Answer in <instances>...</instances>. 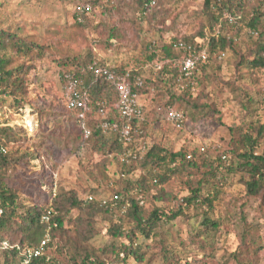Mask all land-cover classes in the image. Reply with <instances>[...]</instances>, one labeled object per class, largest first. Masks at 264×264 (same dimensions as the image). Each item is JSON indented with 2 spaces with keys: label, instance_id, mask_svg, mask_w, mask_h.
<instances>
[{
  "label": "trees",
  "instance_id": "16d2710c",
  "mask_svg": "<svg viewBox=\"0 0 264 264\" xmlns=\"http://www.w3.org/2000/svg\"><path fill=\"white\" fill-rule=\"evenodd\" d=\"M90 1L93 10L88 15H82V22L79 21L80 16L76 10V6L82 0H78L74 6V20L79 26L88 25L94 14L110 12L115 4V0ZM133 1L139 8L138 18L144 19L149 18L160 8L161 0ZM253 1L258 0H205L204 11L211 25L210 33H216L217 30L221 32L218 39L210 36L211 38L204 45L210 55L209 64L223 60L227 51L234 50L237 46L235 37L241 34L242 29L235 28L236 25L229 24L227 20L223 19L225 13H230L240 24H244L250 34L247 35L249 38L256 37L254 47L248 50L246 54L241 53L239 55V62L236 63V67L246 66L252 71L264 69V13L256 9L250 17L246 16V11L249 10L248 8ZM223 32L230 35L227 37L222 34ZM207 34L205 30H202L192 35V37L173 38L169 44L162 47H159L157 43L148 45V59L151 62L164 63V65L150 79H147L144 72L139 69V72H136L135 75L144 76L145 84L139 88L134 85L132 79L133 89L141 96L153 94L154 98L160 97L163 92H167L169 99L159 103V106H161L156 111L149 112L147 110V120L142 123L141 133L134 139V144H146L147 149L142 157L136 161L130 160L128 163H122L123 143L119 137L107 136L101 130L96 129L95 126L93 127V136L90 140H86L76 123L74 115L67 110L61 86H59L61 96L55 109H65L72 115L73 122L79 129L82 145L83 143H95L96 152H100L105 157L103 165L106 171L108 172V167L112 164L117 165L118 170L115 174L118 180L125 181L124 188L118 186V181H113L112 185L109 181L105 190L99 191L100 193H107V196L110 195L106 203L102 199L99 200L96 197L97 195L90 194L93 196L91 201L87 198L80 199L75 191H68L59 187L55 196L51 193L46 200H40L32 195V191L22 194L20 188L12 187L8 183L7 177L11 169H15L18 165L24 163L29 166L32 161L41 159L44 156L33 147L20 154L21 147L14 149L11 148V144L19 146L23 138L27 140V136L22 134V132L25 133L23 129L17 132L16 128L0 127V146H5L8 149L7 154L0 153V209L3 210L0 217V243L6 241L14 247L0 251V259L3 260V264H23V257L18 248L24 250L39 247L47 234L48 226L42 224L41 219L49 210L57 213L52 217V222L56 223L57 226L51 227L49 231L51 241L47 246L46 254L41 258L32 260L30 264H107L97 258L93 252L87 250L79 252L80 248L75 243L74 237L82 244L90 243L95 236V230L93 229L95 218L104 215L108 217V220H111V216H115L116 212L122 211L123 206L127 203L124 215L119 214L118 221L115 223L112 219L113 223L108 229V233L113 238H124L126 241L121 247H114L115 252L118 251L116 252L117 259L123 254L124 262L127 257L131 256H134L138 261H142V255H138L140 248L135 243L138 237L150 240L158 236L160 238L156 247L160 246L164 264H200L198 254L202 253L203 256L210 257L212 256L210 250L215 253L216 242L219 238L218 233L230 216H216L215 213L211 217V214L217 210L218 203L226 195L225 189L232 186L235 176H239L238 183L243 186L246 202L250 198H254L260 209L264 210V152L260 154L256 152L264 136V125L253 126L250 123L246 126L230 127L229 147L221 151L220 155L214 159L208 157L206 148L201 151L200 147L192 150L182 147L175 151L167 142L164 143L163 141L164 138H167L164 128L167 127L166 131L180 132L185 129L188 122L196 123L195 120H197L195 114L189 116L183 112L185 120L183 126L178 128L165 118V113L169 107L176 109V106H186L195 111L208 107L216 111L211 105L205 104L206 107H204L203 104H200L201 97L194 98L192 95L195 87L201 84V77L198 76L200 70L204 71L209 64L201 66L199 72L195 73L191 79L180 80L178 68L167 63L168 60H177L182 56V52L173 49L172 45L175 42L183 40L195 46L196 36L204 38ZM196 47L199 48V46ZM11 48H16L17 52L23 51L25 55H28L32 50L31 45L20 40L16 33L0 29V72L2 73L0 107L7 104L12 107L33 104L34 114L40 118L44 110H41L42 108L38 109L35 105L36 102L32 103L34 97L36 100L39 99L34 94L36 89H31L32 83L29 78L34 67L29 63L11 67L14 62L13 57L8 55L11 53ZM220 57L221 59H219ZM93 61L92 59L88 62L69 63L70 68L60 71L59 77L64 71L80 70ZM99 62L105 64L104 61ZM132 69L137 68L115 67V71L118 73H125ZM83 78L87 84L91 85L94 99H103L109 95L106 87L100 82L94 87L91 75L88 74ZM45 102V104H49L45 110L50 109L51 100ZM159 108L161 111H158ZM111 109L112 114L115 113L114 108ZM204 115H200L199 119L205 118ZM188 156H191V158L188 159ZM224 157L226 158L224 159ZM144 171L147 172H145L146 179L130 181L131 176ZM191 171L194 172V180ZM108 174L110 175L109 172ZM187 174L190 178L184 185L187 187L189 195L181 198L175 208L165 210L154 207L148 209L147 196L152 190L157 191L154 195L155 201L168 199L176 201V196L171 195L172 193L167 190V185L173 178L187 176ZM47 185L51 189L55 184L47 181L43 186L47 187ZM115 195L119 199H112ZM141 201H143V204H141ZM227 206L228 211L232 214L234 208L228 203ZM191 207L195 212H198L195 218H201L197 222V226L190 231L191 241L189 243L182 241L180 247L166 244L164 239L159 236L162 225L179 218H186L189 221L190 217L187 216L186 210ZM73 210L80 211V215L75 221L69 222L73 224L74 230L66 226V221H68V217ZM238 215L243 222L244 230L240 237V251L231 253L230 257L236 264H258L255 263V253L259 254L264 247L260 244V238L252 233L254 228L241 211H239V214L233 213L232 217ZM126 225H130L129 229L126 228ZM249 246L252 249L254 248L253 251L250 250ZM207 251L210 254H207ZM242 251L246 254V257L241 259L240 254H242ZM251 251L253 255L250 257ZM94 256L96 260L93 259Z\"/></svg>",
  "mask_w": 264,
  "mask_h": 264
},
{
  "label": "rangeland",
  "instance_id": "374dc122",
  "mask_svg": "<svg viewBox=\"0 0 264 264\" xmlns=\"http://www.w3.org/2000/svg\"><path fill=\"white\" fill-rule=\"evenodd\" d=\"M77 1L0 0V29L16 33L18 38L31 45L32 49L25 55L23 51L17 52L16 48H11V53L8 54L14 61L11 67L23 63H29L34 67L29 78L32 83L31 89H36L34 94L39 100L33 96L32 103L36 102L38 109L44 110L40 118L34 116L36 121L34 130H27L21 126L14 127L17 132L23 129L25 133L22 134L27 136V140L23 138L19 146L11 144V148L14 149L21 147L20 154L33 147L44 157L32 161L29 166L24 163L11 169L7 175L8 183L14 188H20L22 194L32 191V195L40 200H46L51 195L49 185L43 186L47 181L55 184L53 186L56 189L59 187L75 191L80 199H86L90 194L97 195L99 200L107 197V193L99 191L105 190L109 181H118L120 188L125 187V181L118 180L115 174L118 170L117 165L112 164L108 167L109 175L103 165L105 157L96 152V144L82 145L81 135L72 115L65 109H55L61 96L60 71L70 68L69 63L88 62L93 59L104 61L116 68L141 69L144 76L150 79L156 74L148 66L151 63L148 59L149 44L157 43L162 47L169 44L173 38L192 37L202 30L208 34L211 32V25L204 11L205 0H161L159 10L144 19L138 18L139 8L133 0H115L110 12L94 14L86 26L75 23L74 6ZM248 9L247 17L256 9L264 13V0L253 1ZM235 28L242 29L241 34L235 37L237 46L234 50H228L223 60L211 62L204 71L200 70L198 76L201 77V84L192 92L194 98L201 97L200 104L204 107L205 104L211 105L216 111L208 107L195 111L186 106H176L177 110L189 116L195 114L196 123L188 122L185 129L180 132L166 131L167 127L164 128L167 138L163 141L175 151L182 147L188 150L200 147L201 151L202 148H206L208 157L214 159L229 147L230 127L246 126L250 123L253 126L264 125V69L252 71L246 66L236 67L239 55L246 54L254 47L256 37H248L250 34L244 24L236 25ZM222 34L227 37L230 35L227 32ZM168 99V93L163 92L157 98H154L153 94L142 96L141 103L151 112L161 106L159 103ZM46 100H51V104L50 109L45 110L49 106L45 104ZM29 106L32 108L33 104ZM32 110L34 113L33 108ZM200 115H204L205 118L199 119ZM256 152L259 154L264 152V136ZM145 172L136 173L131 176L130 181L146 179ZM191 173L194 180V172ZM189 178L188 174L173 178L167 185V190L176 196V201L171 199L155 201L154 195L157 191L152 190L147 196L148 209L175 208L181 198L189 195L184 185ZM238 179L239 176H235L232 186L225 189L226 195L218 203L217 210L211 214V217L215 213L216 216H230L218 233L215 253L210 250L212 253L210 257H205L202 253L197 255L200 264H236L230 254L240 251V237L244 226L240 216L232 217V214H239V211L253 226L252 233L260 238V244L264 247V210L260 209L254 198L246 202L243 186L238 183ZM227 203L234 208L232 214L227 209ZM125 206L122 211L111 216L114 223L118 221L119 214L124 215L126 212L127 205ZM79 212V210L71 212L66 221L67 228L74 230L73 224L69 222H74L80 215ZM186 213L190 217L189 221L186 218H179L162 225L159 236L166 244L180 247L182 241L185 243L191 241L190 231L197 226L201 218H195L198 212H195L193 207L187 209ZM111 220L104 215L95 218L93 226L95 236L88 244H82L74 237L80 248L79 252L82 250L93 252L107 264H164L160 246L156 247L160 238L158 236L150 240L138 237L135 243L140 248L138 255H142V261L131 256L124 262L123 254L117 259L118 251L115 252L114 247H121L126 241L124 238L115 239L108 233L113 223ZM129 227L130 225H126L127 229ZM252 251L250 257L253 255ZM242 254L241 259L246 257L243 251ZM96 257L93 259L96 260ZM255 258V263L264 264V249L259 254L256 252ZM0 264H3L1 259Z\"/></svg>",
  "mask_w": 264,
  "mask_h": 264
},
{
  "label": "built area",
  "instance_id": "2783aa9c",
  "mask_svg": "<svg viewBox=\"0 0 264 264\" xmlns=\"http://www.w3.org/2000/svg\"><path fill=\"white\" fill-rule=\"evenodd\" d=\"M76 10L80 16L79 21L82 22V15H88L93 10L91 1L82 0L76 6ZM223 19L227 20L229 24L241 25L230 13H225ZM220 34L221 32L217 30L216 33L207 34L204 38L197 37L194 40L195 46L183 40H179L172 45L173 49L182 52V56L177 60H168L167 63L172 67L178 68L180 80L191 79L195 73L199 72L201 66L209 64L210 55L204 45L211 38L210 36L218 39ZM196 46H199V48ZM163 65L164 63L154 61L148 66L156 73L162 69ZM138 70L132 69L125 73H118L115 71V67L110 64H102L94 60L80 70L64 71L59 77L66 108L74 115L84 138L86 140L91 139L94 126L107 136H118L123 143L122 163L140 159L147 149L146 144H134V139L141 133L142 123L146 122L148 115L147 109L141 103L142 96L133 89L132 79L134 80V85L139 88L145 84L144 76L135 75L136 72H139ZM88 74L93 77L94 87L99 82L106 87L109 94L106 98H93L91 85L87 84L83 78ZM1 79L2 73L0 72V82ZM111 108H114L115 113L112 114ZM158 111H161V109L159 108ZM34 116L35 114L29 105L12 107L7 104L0 107V127L14 128L21 126L32 131L36 127ZM165 118L178 128L183 126L185 120L184 113L172 107L167 109ZM202 151H204L203 148ZM7 152V147L0 146V153L7 154ZM187 158L190 159L191 156ZM112 182L110 181L111 185ZM50 192L55 196L56 187L53 186ZM107 197L102 198L104 203L107 202L109 198ZM87 199L91 201L93 196L90 195ZM112 199L117 200L119 197L115 195ZM141 204H143V201H141ZM2 214L3 210L0 209V217ZM55 214L57 213L49 210L42 216L41 223L48 226L47 234L39 247L24 250L18 248L23 257V264H30L32 260L41 258L46 254L47 246L51 241L49 231L51 227L57 226L56 223L52 222V217ZM8 248L12 249L14 247L10 246L6 241L0 243V251Z\"/></svg>",
  "mask_w": 264,
  "mask_h": 264
}]
</instances>
